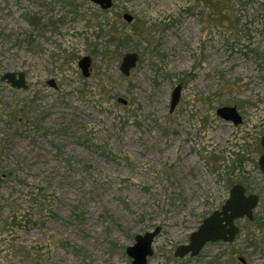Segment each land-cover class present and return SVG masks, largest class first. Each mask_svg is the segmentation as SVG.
Here are the masks:
<instances>
[{
	"label": "rangeland",
	"instance_id": "rangeland-1",
	"mask_svg": "<svg viewBox=\"0 0 264 264\" xmlns=\"http://www.w3.org/2000/svg\"><path fill=\"white\" fill-rule=\"evenodd\" d=\"M263 135L264 0H0V264H132L156 228L148 264H264ZM238 184L253 219L176 257Z\"/></svg>",
	"mask_w": 264,
	"mask_h": 264
},
{
	"label": "water",
	"instance_id": "water-1",
	"mask_svg": "<svg viewBox=\"0 0 264 264\" xmlns=\"http://www.w3.org/2000/svg\"><path fill=\"white\" fill-rule=\"evenodd\" d=\"M93 3L100 5L102 9H110L113 5V0H91ZM124 18L131 23L133 17L126 14ZM140 56L135 53H127L122 59L120 71L125 76H130L133 69L136 68ZM92 60L90 57L83 58L79 65L82 74L85 77L90 76ZM2 82L10 84L16 89H28L26 74L24 72H8L2 78ZM52 87H55L53 82H49ZM182 86L175 87L171 97L170 112H174L178 106ZM218 116L226 122L232 123L234 126H239L243 119L238 109L233 107H223L218 109ZM261 145L264 148V135L261 140ZM259 166L264 174V154L260 157ZM259 203V196L256 194H247V190L243 185H235L230 190V198L223 205L220 211H215L211 216L206 218L200 225L198 230L190 236V242L187 245H181L177 248L175 256L185 258L186 256L196 257L200 252L210 243L224 242L232 243L240 230L236 226V220L248 218L252 220L254 217V210ZM161 232L160 228H156L152 232L136 237V243L127 248V254L132 258V264H148V259L153 256V242ZM243 262L244 259L241 258Z\"/></svg>",
	"mask_w": 264,
	"mask_h": 264
},
{
	"label": "bare ground",
	"instance_id": "bare-ground-1",
	"mask_svg": "<svg viewBox=\"0 0 264 264\" xmlns=\"http://www.w3.org/2000/svg\"><path fill=\"white\" fill-rule=\"evenodd\" d=\"M190 38V33L189 31H187V28L184 30V35H183V39H189ZM169 39V38H168ZM171 41V40H169Z\"/></svg>",
	"mask_w": 264,
	"mask_h": 264
},
{
	"label": "flooded vegetation",
	"instance_id": "flooded-vegetation-1",
	"mask_svg": "<svg viewBox=\"0 0 264 264\" xmlns=\"http://www.w3.org/2000/svg\"><path fill=\"white\" fill-rule=\"evenodd\" d=\"M247 190V189H246ZM247 194H248V192H247Z\"/></svg>",
	"mask_w": 264,
	"mask_h": 264
}]
</instances>
